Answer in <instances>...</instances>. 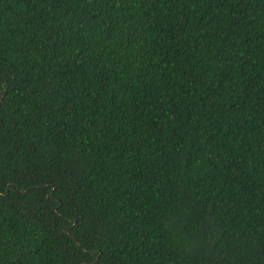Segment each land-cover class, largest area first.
Segmentation results:
<instances>
[{
  "label": "trees",
  "instance_id": "1",
  "mask_svg": "<svg viewBox=\"0 0 264 264\" xmlns=\"http://www.w3.org/2000/svg\"><path fill=\"white\" fill-rule=\"evenodd\" d=\"M0 264H264V0H0Z\"/></svg>",
  "mask_w": 264,
  "mask_h": 264
}]
</instances>
